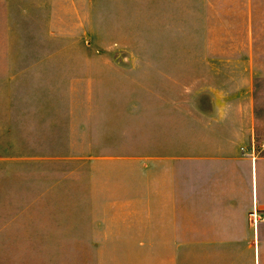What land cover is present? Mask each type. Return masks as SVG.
Instances as JSON below:
<instances>
[{"label": "rangeland", "instance_id": "obj_1", "mask_svg": "<svg viewBox=\"0 0 264 264\" xmlns=\"http://www.w3.org/2000/svg\"><path fill=\"white\" fill-rule=\"evenodd\" d=\"M253 146L264 0H0V264H259Z\"/></svg>", "mask_w": 264, "mask_h": 264}, {"label": "crops", "instance_id": "obj_2", "mask_svg": "<svg viewBox=\"0 0 264 264\" xmlns=\"http://www.w3.org/2000/svg\"><path fill=\"white\" fill-rule=\"evenodd\" d=\"M215 151L208 153V155L199 156L202 158L200 160L204 164V169L211 167L216 170L220 163L224 166L223 170L231 176L233 172H237L238 169L242 170L244 174V193L246 203L244 204L245 213H250L257 210L260 213H264V154H258L253 146L251 149L245 152L244 155L235 153L232 157H216ZM222 167V166H220ZM226 186L224 185L223 188ZM237 201L233 200L230 204L227 214H232L237 211ZM224 222L227 224L228 228L231 227L230 219H225ZM253 233L258 240L257 251L258 259L260 263V255L264 254V220L259 221L254 229L252 225ZM223 233L220 234L222 237H232V234L224 229Z\"/></svg>", "mask_w": 264, "mask_h": 264}, {"label": "built area", "instance_id": "obj_3", "mask_svg": "<svg viewBox=\"0 0 264 264\" xmlns=\"http://www.w3.org/2000/svg\"><path fill=\"white\" fill-rule=\"evenodd\" d=\"M264 220V217H259L257 210H254V222L257 225L259 221Z\"/></svg>", "mask_w": 264, "mask_h": 264}]
</instances>
